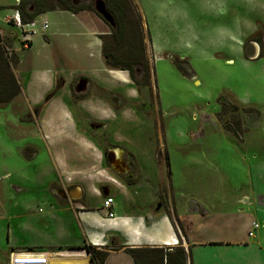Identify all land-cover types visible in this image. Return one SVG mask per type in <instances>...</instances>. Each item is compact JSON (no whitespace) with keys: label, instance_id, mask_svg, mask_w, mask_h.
Returning a JSON list of instances; mask_svg holds the SVG:
<instances>
[{"label":"rangeland","instance_id":"obj_1","mask_svg":"<svg viewBox=\"0 0 264 264\" xmlns=\"http://www.w3.org/2000/svg\"><path fill=\"white\" fill-rule=\"evenodd\" d=\"M84 1L92 0H76ZM18 2L0 0V33L8 38L9 52H15L20 60L19 70L35 67L40 76L46 68V36L53 27L58 29V41L67 45L61 33L65 19L58 22L54 11L40 13L32 35L37 42L32 49H23L22 29L6 21ZM134 4L150 33L151 40L146 33L145 42L153 65L151 85H125L128 93L117 91L113 99L94 88L88 94L106 98L119 114L111 120L113 132L106 129L102 136L107 137L103 148L108 152L114 148L118 154L120 150V175L137 182L144 171L154 172L156 206L177 217L188 198L178 190L196 191L215 200L229 185L248 179L244 174L252 167L253 141L257 139L256 147L264 148V57L250 59L245 54L247 42L264 27V0H134ZM45 20L49 27L42 29ZM101 22L110 32L102 18ZM243 35L244 42L239 39ZM82 40V50L93 65L101 52L97 38ZM90 64L75 59L63 62V66L73 67L70 70ZM7 76L0 67V98L13 91ZM37 87L35 83L32 89ZM45 98L37 106H44ZM124 109L127 114L119 118ZM38 118L39 113L30 111L21 92L0 103V264H9L12 249L25 247L23 221L38 211L47 195L41 184L50 172V163L47 146L35 128ZM242 121H250L244 135ZM82 129L91 131L86 126ZM241 135L243 142L237 138ZM32 145L37 153L29 158ZM104 161L109 172L119 174L111 161ZM76 162L71 160L70 164ZM19 186L24 189L19 190ZM174 225L182 244L183 233L175 220Z\"/></svg>","mask_w":264,"mask_h":264},{"label":"crops","instance_id":"obj_2","mask_svg":"<svg viewBox=\"0 0 264 264\" xmlns=\"http://www.w3.org/2000/svg\"><path fill=\"white\" fill-rule=\"evenodd\" d=\"M50 11L57 13L58 22L65 19V30L61 33L66 37L67 45L58 41V29L53 27L46 36V61L43 62L46 68L42 74L38 76L39 69L35 67L20 71L19 59L14 67L31 112L43 102L46 93L57 90L40 109L35 127L49 156L50 172L41 184L47 195L38 211L23 221L24 228L21 229L27 237L23 241L25 247L12 249L9 253L44 250L50 253V263L95 264L90 251L95 247L107 252L104 264H136L127 248L173 250L183 246L188 254L187 264H264V148L256 147L257 139L253 141L252 167L245 169L244 175L248 178L245 183L229 185L215 200H208L196 191L183 193L178 190L180 195L188 198L179 210V216L170 215L164 208L156 206L158 193L154 172L144 171L140 175L142 180L132 182L126 181L128 176L124 179L120 175L122 172L111 173L105 166L103 141L107 137L102 135L106 129L109 134L113 132L111 120L119 116L116 108L96 94L74 97L75 84L82 77L87 80L89 90H102L110 98L117 97V91L127 92L123 89L125 85H134L127 70L110 68L104 61L100 35L109 32L101 18L89 10ZM87 36L96 37L101 50L93 65L88 63L89 58L82 50V39ZM239 39L244 42L245 36ZM36 42L32 37L31 46L22 48L30 50ZM13 49L16 51L15 44ZM71 59L90 65L70 70L73 67H65L63 62ZM35 83L38 87L33 90ZM126 114L127 109H124L119 118ZM242 125L244 135V129L248 128L245 125L250 126V121H242ZM84 126L91 131H82ZM243 135L237 136L240 142L244 141ZM31 147L33 152L29 158L37 153L36 146ZM71 160L77 162L70 164ZM74 166L80 169L71 170ZM108 196L114 198L110 209L113 217L103 206ZM174 220L178 231L184 235L182 244ZM254 222L259 226L250 236Z\"/></svg>","mask_w":264,"mask_h":264},{"label":"trees","instance_id":"obj_3","mask_svg":"<svg viewBox=\"0 0 264 264\" xmlns=\"http://www.w3.org/2000/svg\"><path fill=\"white\" fill-rule=\"evenodd\" d=\"M109 12L113 15L115 26H111L96 11L93 0L87 2H76V0H19L15 8L19 9L23 22L30 23L42 12L63 9L72 12L92 10L101 17L111 28L109 33L100 35L102 39V55L106 65L110 68L127 70L134 84L139 87H149L152 81L153 65L145 42L146 33L143 14H138L134 0H104ZM137 13V14H136ZM258 35L254 40L261 46L259 57H264V27H260ZM8 39V38H7ZM0 33V67L8 74L9 88L12 93L0 98V103L9 102L22 91L21 83L13 75L12 66L18 61L14 52H9L8 40ZM10 40V39H9ZM2 47V48H1ZM5 47V48H4ZM45 98L49 100L53 93ZM75 98H83L73 92ZM42 104L36 106L37 113L40 112ZM106 163L107 159H106ZM177 222L183 230L181 221ZM95 264H104L107 252L91 247ZM136 264H187L188 254L183 246L170 250L169 248H127Z\"/></svg>","mask_w":264,"mask_h":264},{"label":"built area","instance_id":"obj_4","mask_svg":"<svg viewBox=\"0 0 264 264\" xmlns=\"http://www.w3.org/2000/svg\"><path fill=\"white\" fill-rule=\"evenodd\" d=\"M6 21L14 26L22 29L23 36L20 40L22 46L29 47L32 43V35L37 31V25L35 20L30 23H24L19 9L15 8L14 12L6 17ZM48 26L47 20L42 24V29H46ZM114 198L108 196L104 199L103 206L110 210L113 206ZM109 216L113 217L114 213L110 210ZM259 226L254 222L252 228L249 230V235L253 236L255 229ZM50 253L44 250H25V251H12L9 257L10 264H50ZM60 264H86V263H60Z\"/></svg>","mask_w":264,"mask_h":264},{"label":"water","instance_id":"obj_5","mask_svg":"<svg viewBox=\"0 0 264 264\" xmlns=\"http://www.w3.org/2000/svg\"><path fill=\"white\" fill-rule=\"evenodd\" d=\"M95 11L106 21L109 25L115 26L113 15L106 7L104 0H93ZM261 46L256 40H250L247 42L245 54L248 58L253 59L259 57ZM88 82L85 79L79 80L75 85L76 92H84L87 89ZM92 262V261H91ZM93 264V262H92Z\"/></svg>","mask_w":264,"mask_h":264},{"label":"flooded vegetation","instance_id":"obj_6","mask_svg":"<svg viewBox=\"0 0 264 264\" xmlns=\"http://www.w3.org/2000/svg\"><path fill=\"white\" fill-rule=\"evenodd\" d=\"M82 79H84L83 77L82 78H79V80H82ZM78 80V81H79ZM76 85V84H75ZM89 86L87 85V89L84 91V92H76V90L74 89V92L77 94V95H81V94H83V95H86V94H88V90H89V88H88ZM120 150H118L117 151V153L119 154L120 152H119ZM118 154H116L115 153V151H114V148H112V150H110V152H108V150H107V148H104V157H105V160L107 159L108 160V162H110L111 161V164H112V166H113V168H115V170H117V171H120V172H123V171H121V167H123L121 164V160H120V157H118ZM124 164V163H123Z\"/></svg>","mask_w":264,"mask_h":264},{"label":"bare ground","instance_id":"obj_7","mask_svg":"<svg viewBox=\"0 0 264 264\" xmlns=\"http://www.w3.org/2000/svg\"><path fill=\"white\" fill-rule=\"evenodd\" d=\"M57 260H58V258H57ZM65 260V259H64ZM72 263V262H71ZM50 264H60V263H56V261L55 262H52V263H50Z\"/></svg>","mask_w":264,"mask_h":264}]
</instances>
